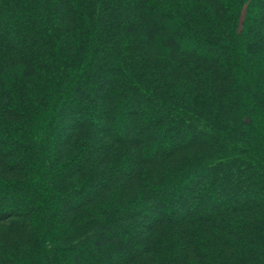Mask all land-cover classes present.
<instances>
[{
    "label": "trees",
    "instance_id": "trees-1",
    "mask_svg": "<svg viewBox=\"0 0 264 264\" xmlns=\"http://www.w3.org/2000/svg\"><path fill=\"white\" fill-rule=\"evenodd\" d=\"M0 264H264V0H0Z\"/></svg>",
    "mask_w": 264,
    "mask_h": 264
},
{
    "label": "rangeland",
    "instance_id": "rangeland-1",
    "mask_svg": "<svg viewBox=\"0 0 264 264\" xmlns=\"http://www.w3.org/2000/svg\"><path fill=\"white\" fill-rule=\"evenodd\" d=\"M240 23H241V19H240ZM74 121V120H73ZM190 183V180H189V178L188 177H186L184 180H183V183ZM191 184V183H190ZM192 185V184H191ZM173 193V195L175 194L176 196H178L179 195V193H176V192H170V191H168V190H166L165 188H161L160 189V196H161V198H163V199H165V198H168V197H170L171 195L170 194H172ZM235 200H238L236 197H235ZM188 211L189 212H192L193 211V207H191V206H188ZM10 228V227H9Z\"/></svg>",
    "mask_w": 264,
    "mask_h": 264
}]
</instances>
